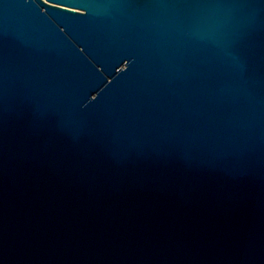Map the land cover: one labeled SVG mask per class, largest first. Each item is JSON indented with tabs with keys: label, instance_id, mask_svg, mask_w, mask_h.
Segmentation results:
<instances>
[{
	"label": "water",
	"instance_id": "water-1",
	"mask_svg": "<svg viewBox=\"0 0 264 264\" xmlns=\"http://www.w3.org/2000/svg\"><path fill=\"white\" fill-rule=\"evenodd\" d=\"M0 264H264V0H0Z\"/></svg>",
	"mask_w": 264,
	"mask_h": 264
}]
</instances>
